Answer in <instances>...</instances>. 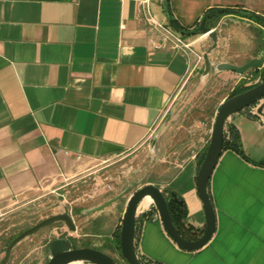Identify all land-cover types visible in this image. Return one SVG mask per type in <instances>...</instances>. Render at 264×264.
<instances>
[{"label": "crops", "instance_id": "obj_1", "mask_svg": "<svg viewBox=\"0 0 264 264\" xmlns=\"http://www.w3.org/2000/svg\"><path fill=\"white\" fill-rule=\"evenodd\" d=\"M187 4L170 0L171 15L186 30L193 26ZM213 7L230 9L212 26L219 31L216 48L225 45L227 50L226 58L219 59L234 63L243 59L239 53L253 34L257 40L245 62L264 57L258 24L238 12L264 15V0H218L205 10ZM231 16L253 22L248 24L256 33H236ZM166 28L176 33L166 22L164 0H0V217L44 204L52 190L66 185L88 163L142 150L194 64L192 50L170 43L153 45L152 40L163 39ZM216 48L213 52L218 54ZM261 104L264 98L256 104L258 113L248 107L226 122L227 129L237 130L240 150L224 148L210 179L216 211L210 241L198 250L180 249L151 201L137 214L135 242L144 264H264ZM213 126L202 147L186 153L167 182L158 184L178 193L186 208V226L202 232L206 214L196 175ZM124 210L114 220L113 241L110 247L107 244L121 263L125 262L115 247L114 231ZM93 224L99 225L94 232L102 235V222ZM41 230L19 241L12 253L18 250L25 257L24 252L40 251L46 244L42 260L17 264L47 263L50 238L40 237ZM11 237L3 240L4 251ZM1 263L6 264L4 258Z\"/></svg>", "mask_w": 264, "mask_h": 264}, {"label": "rangeland", "instance_id": "obj_2", "mask_svg": "<svg viewBox=\"0 0 264 264\" xmlns=\"http://www.w3.org/2000/svg\"><path fill=\"white\" fill-rule=\"evenodd\" d=\"M216 1L218 0H187L189 4L186 6V15L193 25L187 26L188 30L200 28V22L206 14L205 7ZM160 14L162 16L161 12ZM198 15H200V19L197 20ZM215 18V16L209 17L207 23H211ZM229 18L232 23L237 25L236 33L239 35H249L250 32L256 33V28L253 29L255 24L250 20L233 16ZM225 21L228 22L229 19ZM179 35L192 41L193 65L196 64L197 67L193 72H190L186 81L168 100L158 123L152 129L150 138L142 150L109 161L88 163L66 185L60 189L52 190L46 197L44 204H37L34 201L33 203H36L37 206L27 212L17 213L13 210L4 213L0 217V264H2L1 260L5 255L4 239L48 216L65 210L72 214L77 228L70 230L64 221L54 222L41 230L40 237L51 240L56 236H73L78 245L83 243L94 244L97 248L110 253L107 247V244L110 245L113 241L110 231L115 229L117 221L114 220L118 215L120 216L118 213L126 208L129 196L137 188L148 182L166 183L179 163L184 160L186 153L202 147L215 121V111L234 86L244 80L246 85L260 80L259 77L254 76L248 78L251 76V71L243 73L244 77L241 79L239 78L240 73L230 70L218 73L212 71L207 77H204L202 75L203 53L211 46L212 39L209 36L199 38L201 33L190 36ZM253 35H255L254 38L248 39L250 42L247 43L246 41L244 50L239 53L241 56L250 57L251 50L254 49L257 40L256 34ZM217 49L220 50L218 54L213 50L210 51V56L215 62L221 60L219 58H226L227 56L225 45H221ZM244 57L237 60L236 64H243L245 62ZM157 133L158 138L154 145L153 139ZM121 192H124L123 196L116 202L101 210L88 211ZM97 219L103 224L100 228L102 235L94 232L99 227V225L93 224L98 221ZM105 242H107L106 246H102L105 245ZM45 248L46 244L43 245V248H39L40 251L37 249L28 250L24 252L25 255L27 254L25 257L23 253L16 250L11 253L6 264H17L20 260L28 259L41 261V254ZM116 260L120 263V258H116ZM122 264L124 263L122 262Z\"/></svg>", "mask_w": 264, "mask_h": 264}, {"label": "water", "instance_id": "obj_3", "mask_svg": "<svg viewBox=\"0 0 264 264\" xmlns=\"http://www.w3.org/2000/svg\"><path fill=\"white\" fill-rule=\"evenodd\" d=\"M215 10H230L224 7H218L212 9L204 14L200 22V31L186 30L179 27L172 18L169 11L168 0H164V13L166 15V22L168 25L178 34L190 36L200 34L199 38L209 36L212 39L211 46L203 53V68L202 75L207 77L212 71L215 73L221 71H235L240 74L255 71L264 66V57H253L243 64H236L230 61H214L210 56V51L213 50L218 43L219 31L217 27L206 26V19L209 13ZM221 24V22L219 23ZM207 34V35H206ZM264 98V80L258 82L254 86L227 97L218 107L216 111V117L212 134L209 140L205 156L200 164L196 175V185L199 192V196L203 201L204 210L206 214V225L202 234L196 239L185 238L175 226L170 209L168 206V200L174 198L179 204L184 205V201L179 198L178 193L175 191H169L167 195L163 188L155 182H148L139 188H137L128 198L126 202V208L121 220L120 228V247L122 259L124 264H144L139 258L136 249L135 235L137 229V214L138 208L142 200L146 196H150L152 201L158 210L160 219L166 229L167 233L174 239L178 247L183 250L193 251L202 248L212 238L216 230V211L214 209L211 195L208 187L212 173L219 161L220 156L224 150V135L225 127L228 118L243 109L250 107ZM264 104H261L259 109L263 108ZM158 138V133L153 139V144ZM124 192L108 199L102 204L97 205L89 209V212L101 210L104 207L116 202L123 196ZM169 196V197H168ZM64 221L70 230L77 228L72 214L65 210L63 212L48 216L32 227L24 230L17 236H15L8 244L5 255L4 263L10 258L13 248L23 238L30 236L42 228L54 223ZM49 259L46 264H72L75 262H88L93 264H117L115 258L108 252L101 250L95 246H78L74 247L70 238L66 236H56L48 243Z\"/></svg>", "mask_w": 264, "mask_h": 264}, {"label": "trees", "instance_id": "obj_4", "mask_svg": "<svg viewBox=\"0 0 264 264\" xmlns=\"http://www.w3.org/2000/svg\"><path fill=\"white\" fill-rule=\"evenodd\" d=\"M168 6H169V11L172 14L171 6H170V0H168ZM216 8H218V7L210 8L206 12H209L210 10L216 9ZM227 11L228 10H215L214 12L209 13V15H208V17L206 19V23H205L206 26L212 27L213 23H216L221 18V16L224 13H226ZM238 12H240L241 15H243V16L249 17L251 20H253L254 22H256L258 24L257 33H258V37L260 39V46L264 47V15L257 14L255 12H246V11H238ZM211 16H215L216 18L211 23H207L208 18L211 17ZM172 18H173V20L175 21V23L179 27L184 29V26L181 25V23L178 21V19H176L173 16H172ZM197 32H201L200 28L197 29ZM251 74H252V76H255V77L256 76H260L261 77V79L258 82L264 80V66L262 68H260V69H256ZM244 81H242L241 83H238L234 87L233 91L229 94V96H232V95H234L236 93H239V92H241L243 90H246V89H248V88H250V87H252V86H254L255 84L258 83V82H255V83L246 85L244 83ZM224 148H234V149L240 150V137H239V135L237 133V130L233 126H229L228 127V133L225 132V135H224ZM205 152H206V150L203 152V154L201 156L200 164H201V162H202V160H203V158L205 156ZM166 191H168V189H166ZM168 206H169L170 213H171V216H172V220H173L175 226L177 227L179 232L185 238H187V239H196L202 234V231L194 230L191 227H187L186 226V224H185L186 208L184 207V205L179 204L174 198H170L168 200ZM120 228H121V225H119L117 227V229L114 231V234H115L114 242H115V247L121 253ZM15 236L11 237L8 242H10ZM109 246H111V245H109Z\"/></svg>", "mask_w": 264, "mask_h": 264}, {"label": "built area", "instance_id": "obj_5", "mask_svg": "<svg viewBox=\"0 0 264 264\" xmlns=\"http://www.w3.org/2000/svg\"><path fill=\"white\" fill-rule=\"evenodd\" d=\"M207 35V34H206ZM152 43L155 47H164L168 43H170V46L173 48H181L183 50H192V41L185 40L180 35L174 33L170 29L166 28V33L163 35L162 40H152ZM196 64L193 65L190 69V72H193L196 68ZM252 112L258 113L257 106H252ZM225 132L228 133L227 127H225ZM79 159L81 158L80 155L77 156Z\"/></svg>", "mask_w": 264, "mask_h": 264}, {"label": "flooded vegetation", "instance_id": "obj_6", "mask_svg": "<svg viewBox=\"0 0 264 264\" xmlns=\"http://www.w3.org/2000/svg\"><path fill=\"white\" fill-rule=\"evenodd\" d=\"M252 75V74H251ZM261 101V100H260ZM259 102V101H258ZM257 102V103H258ZM257 103H255V104H253V105H251L250 107H252V106H256V104ZM257 110H258V107H257ZM169 191V190H168ZM168 191H166V190H164V192L168 195L169 194V192ZM63 236V235H62ZM66 237H68V238H70V240L72 241V243H73V246L74 247H78V246H95L96 247V245H94V244H89V243H83V244H81V245H78L75 241H76V238L75 237H73V236H66ZM105 244H107V243H105ZM102 246H105V245H102ZM109 246V245H108ZM110 247V246H109ZM100 249V248H99ZM102 250V249H101ZM105 251V250H104ZM109 254H111V252L109 253ZM112 255V254H111ZM114 258H115V261H116V263L117 264H122L121 262L119 263L117 260H116V257L114 256V255H112Z\"/></svg>", "mask_w": 264, "mask_h": 264}, {"label": "bare ground", "instance_id": "obj_7", "mask_svg": "<svg viewBox=\"0 0 264 264\" xmlns=\"http://www.w3.org/2000/svg\"><path fill=\"white\" fill-rule=\"evenodd\" d=\"M150 201H152V198H151L150 196H146V197L142 200V202L140 203V205H139V209H144V208H146V207L149 205ZM79 263H84V262H75V263H72V264H79Z\"/></svg>", "mask_w": 264, "mask_h": 264}]
</instances>
